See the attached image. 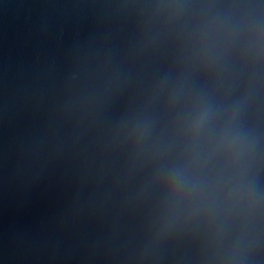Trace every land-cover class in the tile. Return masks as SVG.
I'll return each instance as SVG.
<instances>
[{"label":"water","instance_id":"obj_1","mask_svg":"<svg viewBox=\"0 0 264 264\" xmlns=\"http://www.w3.org/2000/svg\"><path fill=\"white\" fill-rule=\"evenodd\" d=\"M26 0H0V59Z\"/></svg>","mask_w":264,"mask_h":264}]
</instances>
